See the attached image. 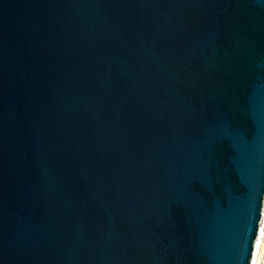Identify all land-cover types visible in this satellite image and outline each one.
I'll return each instance as SVG.
<instances>
[{"label":"water","instance_id":"1","mask_svg":"<svg viewBox=\"0 0 264 264\" xmlns=\"http://www.w3.org/2000/svg\"><path fill=\"white\" fill-rule=\"evenodd\" d=\"M264 0H0V264H258Z\"/></svg>","mask_w":264,"mask_h":264},{"label":"rangeland","instance_id":"2","mask_svg":"<svg viewBox=\"0 0 264 264\" xmlns=\"http://www.w3.org/2000/svg\"><path fill=\"white\" fill-rule=\"evenodd\" d=\"M258 264H264V226H263V232H262Z\"/></svg>","mask_w":264,"mask_h":264}]
</instances>
